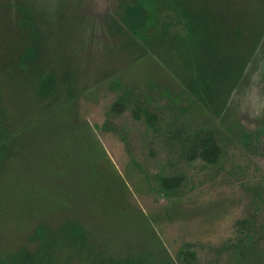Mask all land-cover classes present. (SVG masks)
<instances>
[{"label":"rangeland","instance_id":"rangeland-1","mask_svg":"<svg viewBox=\"0 0 264 264\" xmlns=\"http://www.w3.org/2000/svg\"><path fill=\"white\" fill-rule=\"evenodd\" d=\"M121 2L0 0L11 136L1 252L52 246L55 264H264V32L231 96L199 98L180 14L165 12L142 42ZM202 133L216 138V158L197 149ZM71 221L87 231L83 250L66 243Z\"/></svg>","mask_w":264,"mask_h":264},{"label":"trees","instance_id":"trees-1","mask_svg":"<svg viewBox=\"0 0 264 264\" xmlns=\"http://www.w3.org/2000/svg\"><path fill=\"white\" fill-rule=\"evenodd\" d=\"M121 10V21L142 42L152 39L149 33L156 30L165 12L180 14L187 29V43L192 49L195 96L199 98L201 93L220 98L222 90L226 100L231 96L264 32V0H122ZM243 10H247L244 13L250 14L251 20L244 17ZM36 49L33 47L28 53H35ZM51 80V77H39L42 95L47 96L53 90ZM1 100L0 92V167L5 153H10L11 139ZM195 144L207 159L219 154L212 133L197 134ZM65 236L67 245L79 250L90 244L87 231L77 221L69 223ZM51 249L52 246L37 250L22 248L10 256L0 250V264H55Z\"/></svg>","mask_w":264,"mask_h":264}]
</instances>
